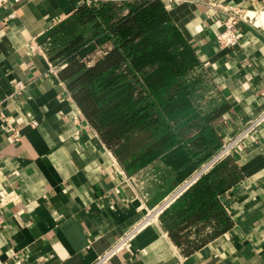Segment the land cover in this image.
Segmentation results:
<instances>
[{
  "label": "crops",
  "instance_id": "0c3cea01",
  "mask_svg": "<svg viewBox=\"0 0 264 264\" xmlns=\"http://www.w3.org/2000/svg\"><path fill=\"white\" fill-rule=\"evenodd\" d=\"M96 1L0 0L4 264H91L187 177L181 159L163 156L129 171L51 72L48 36ZM164 2L210 89L188 147L213 151L264 109V0ZM225 6L257 12L231 47L216 42ZM192 190L107 264H264V124Z\"/></svg>",
  "mask_w": 264,
  "mask_h": 264
},
{
  "label": "trees",
  "instance_id": "16d2710c",
  "mask_svg": "<svg viewBox=\"0 0 264 264\" xmlns=\"http://www.w3.org/2000/svg\"><path fill=\"white\" fill-rule=\"evenodd\" d=\"M46 45L53 63L66 64L59 74L85 116L129 171L163 156L181 159L178 169L188 177L222 146L206 153L188 147L186 126L191 113L202 115L210 89L194 74L196 54L164 0L84 4ZM229 158L186 192L208 182Z\"/></svg>",
  "mask_w": 264,
  "mask_h": 264
},
{
  "label": "built area",
  "instance_id": "2783aa9c",
  "mask_svg": "<svg viewBox=\"0 0 264 264\" xmlns=\"http://www.w3.org/2000/svg\"><path fill=\"white\" fill-rule=\"evenodd\" d=\"M222 30L216 36V42L220 47H231L239 43L238 26L241 23L256 25L257 12L240 6H225L222 7ZM99 51L98 55H101ZM66 64L53 63L51 72L59 74L60 70ZM21 89L24 88L22 82L19 83ZM264 124V109L253 119H251L244 128L234 136L225 141L219 150L192 174H190L182 183H180L169 195H167L160 204L156 205L149 212L147 217L135 225L132 229L125 232L119 241L108 251L99 255L91 264H107L109 260L116 254L121 252L141 230L143 225L150 221L154 216H159L167 208H169L178 198H180L190 187L197 183L204 175L209 173L218 163L232 157L236 149L247 140L258 128ZM18 131H15V137L18 138ZM3 203H0V227L5 223V218L2 210ZM13 259L18 258V253H13ZM0 264H4V260L0 256Z\"/></svg>",
  "mask_w": 264,
  "mask_h": 264
},
{
  "label": "rangeland",
  "instance_id": "374dc122",
  "mask_svg": "<svg viewBox=\"0 0 264 264\" xmlns=\"http://www.w3.org/2000/svg\"><path fill=\"white\" fill-rule=\"evenodd\" d=\"M194 71H195L194 74H195L196 76H199V77L202 79L203 83H205L206 78H205L204 74L201 72V70L198 68V66L195 67ZM204 85H205V84H204ZM208 94H209V93H208ZM208 94H207V95H208Z\"/></svg>",
  "mask_w": 264,
  "mask_h": 264
}]
</instances>
